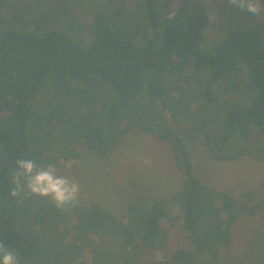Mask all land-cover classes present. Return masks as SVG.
I'll list each match as a JSON object with an SVG mask.
<instances>
[{
    "label": "trees",
    "instance_id": "obj_1",
    "mask_svg": "<svg viewBox=\"0 0 264 264\" xmlns=\"http://www.w3.org/2000/svg\"><path fill=\"white\" fill-rule=\"evenodd\" d=\"M172 1L131 0L134 6L128 8L122 0V5L106 7L94 14L88 24L91 42L83 45L61 29H48L43 21L46 16L42 21L29 20L24 7H16L8 19L3 9L9 0H0V90L13 104L7 107L0 98V174L15 168L22 158L41 166L57 162L58 146L61 155L76 154L80 145L106 155L125 135L141 128L169 143L184 176L182 186L170 198L151 200L140 228H132L131 222L103 207L91 206L79 210L74 226L83 242L74 238L65 244L58 222L50 221L53 216L45 206L28 210L33 202L24 201L35 196L9 194L13 169L0 177V243L17 255L22 250L20 264H63L68 249L83 253L85 246L93 247L90 264L99 260L196 264L195 253L184 248L172 252L167 261L143 259L166 242L168 230L162 222L175 226L179 219L181 231L201 254V262L219 264L222 249L232 244L236 221L258 211L264 215V198L251 204L250 192L244 193L246 201L240 203L229 192L204 190L183 137L192 128L189 138L202 135L209 154L218 160L264 158V24L230 20L225 40L206 54L201 45L210 12L188 0L172 9ZM188 66L194 69V77L202 78L197 97L205 109H197L190 118L192 126L182 135L168 126L163 109L179 105L167 81ZM244 70L246 80L241 78ZM217 86L221 93H238L241 100L219 104L213 94ZM186 106V114H191ZM31 224L53 229V234L42 238L39 251L29 247ZM87 234L95 236L90 246L84 242ZM62 245L67 249L60 251Z\"/></svg>",
    "mask_w": 264,
    "mask_h": 264
},
{
    "label": "rangeland",
    "instance_id": "obj_2",
    "mask_svg": "<svg viewBox=\"0 0 264 264\" xmlns=\"http://www.w3.org/2000/svg\"><path fill=\"white\" fill-rule=\"evenodd\" d=\"M121 1L9 0L10 4L3 9V13L9 19L16 7H24L25 15L29 20L42 21L40 18L46 16L43 21L48 29H61L74 41L87 45L91 42L88 24L94 14L106 7L122 5ZM180 1L173 0L171 8L176 9ZM188 1L195 4L197 9H208L211 14L209 25L205 29L206 39L201 45V51L206 54L212 53L215 46L225 40L230 20L241 21L249 25H259V22L264 24V11L259 15L240 13L234 10L227 0ZM125 5L128 8L134 6L131 0H126ZM261 7L264 8L262 3ZM194 73V69L188 66L184 72H174L169 76L167 86L171 95L180 99L179 105L163 109L162 103H158V108L163 109L168 119V126L182 135L185 134L186 128L192 126L190 118L197 109H205V106L199 103L201 99L197 97L200 91L197 89H202V78L194 77ZM241 78L247 79L245 70ZM219 87L213 89V94L219 104L238 98L241 100L238 93L224 94L219 91ZM186 104L191 114H186ZM56 130H59V126ZM193 132L194 130L190 128L186 131L188 135L183 137L190 154L193 172L201 180L204 190L210 192L213 188L229 192L236 196L240 203L246 201L245 192L252 193L254 199L251 204L264 198V158L243 156L235 160L215 159L209 154L201 138L202 135L196 140L189 138L190 133ZM77 148L79 152L76 154L61 155L62 147L58 146L56 152L60 153V158L57 162L56 160L49 161L42 166L55 165L59 169L58 174L76 180L80 185L79 203L75 207L60 210L46 198L35 196L30 201L27 200L28 198L24 201L27 205L33 202L28 207L30 212L45 206L46 213L53 216L50 221L58 222L57 230L64 234L62 238L65 244L74 238L82 241L79 237L82 233L78 235L74 227L79 218V210L84 211L91 206H100L118 215L125 222H131L132 228H140L147 216V208L151 200L155 197L170 198L180 189L184 181L181 167L169 143L141 128L134 129L125 135L106 155L93 153L84 145L77 146ZM214 203L219 204L220 202ZM182 224L183 221L179 219L175 226H169V222L164 220L162 226L168 230L166 242L160 250L144 254L143 259L146 262L167 261L170 260L172 252L184 248L195 253L196 264H203L201 254L197 252L195 245L181 231ZM30 228L29 247L31 249L42 245L44 240L42 238L53 234L52 226L42 227L40 224H31ZM232 232V244L222 249L219 264H264V215L258 211L253 215L241 216L233 226ZM83 238L84 242L90 246L95 236L87 234ZM22 245L23 248L28 247L25 242ZM40 248L42 247H37L32 251H39ZM64 249L67 247L62 245L60 251ZM92 249L93 247L85 246L83 253L76 250V253H80L79 256L68 249L67 254L69 255L62 257V263L90 264ZM52 250V248L49 249V251ZM97 251H101L99 246H97ZM99 261V264H111L109 261Z\"/></svg>",
    "mask_w": 264,
    "mask_h": 264
},
{
    "label": "clouds",
    "instance_id": "obj_3",
    "mask_svg": "<svg viewBox=\"0 0 264 264\" xmlns=\"http://www.w3.org/2000/svg\"><path fill=\"white\" fill-rule=\"evenodd\" d=\"M240 13L259 15L264 8L260 0H227ZM12 175V197L36 196L46 198L57 209L75 207L79 203L80 185L66 175L58 174L55 165L41 166L31 158L18 159ZM0 264H20L15 250L0 243Z\"/></svg>",
    "mask_w": 264,
    "mask_h": 264
},
{
    "label": "water",
    "instance_id": "obj_4",
    "mask_svg": "<svg viewBox=\"0 0 264 264\" xmlns=\"http://www.w3.org/2000/svg\"><path fill=\"white\" fill-rule=\"evenodd\" d=\"M3 61H2V65L4 63ZM0 98H1V100L4 103L5 106H7V107H13V104L10 102L9 98L5 94H3L1 92V90H0ZM19 110H21V107H19ZM22 133H23L22 135H23V139H24L25 151H26L27 154H29L28 143H27V140H26V138L24 136V132H22ZM15 168H11L10 170H7V171L1 173L0 174V177L4 176L6 173H8L10 171H13V169H15ZM11 235H12V233H11ZM21 254H22V250L20 249L19 252H18V258H20Z\"/></svg>",
    "mask_w": 264,
    "mask_h": 264
}]
</instances>
